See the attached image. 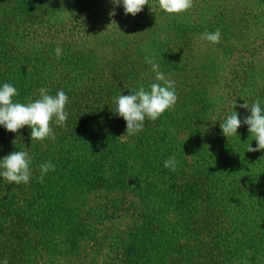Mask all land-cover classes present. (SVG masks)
Returning <instances> with one entry per match:
<instances>
[{
    "label": "trees",
    "instance_id": "obj_1",
    "mask_svg": "<svg viewBox=\"0 0 264 264\" xmlns=\"http://www.w3.org/2000/svg\"><path fill=\"white\" fill-rule=\"evenodd\" d=\"M150 3L133 16L110 0H0V82L21 102L41 86L68 96L54 139L0 127V156H33L28 184L0 178L9 264H264V149L247 150L243 123L229 138L220 128L249 114L244 99L264 103V0H192L179 14ZM217 28V43L200 39ZM145 56L177 100L128 136L110 105L155 82Z\"/></svg>",
    "mask_w": 264,
    "mask_h": 264
},
{
    "label": "clouds",
    "instance_id": "obj_2",
    "mask_svg": "<svg viewBox=\"0 0 264 264\" xmlns=\"http://www.w3.org/2000/svg\"><path fill=\"white\" fill-rule=\"evenodd\" d=\"M110 2L117 6L122 5L124 13H130L133 16L139 13L145 4L152 9L150 0H110ZM157 6L169 14H179L192 6V0H157ZM111 11L115 12V8ZM220 35L219 28L214 31L205 30L200 34V39L215 44L219 41ZM54 51L57 58L62 55V49L59 46ZM144 61L154 73L155 82L150 83L147 88L143 84L135 89L128 88L131 89L129 94L121 93L113 97L110 105L114 115L126 121L124 134L128 136H134L141 131L146 119L157 120L166 110L174 107L177 100L175 81L160 70V65L154 57L145 56ZM38 93L37 98H29L27 102H21L19 99H14L19 97V90L14 84L7 81L0 82V127L15 133L27 125L30 129L31 141L54 139L55 133L50 122L60 127L65 126L68 117L65 108L68 96L63 89H57L55 95H52L50 89L44 86L38 89ZM236 103L237 101H234V105ZM240 107L249 114L241 119L240 114L233 110L221 120L222 133L229 138L238 133L237 129L243 123L247 125L248 131L256 140L255 147L250 144L247 150L264 149V103L258 99H253L249 103L247 99H244ZM32 159L33 156L26 150H15L0 156V178L7 183L28 184L32 175L30 167ZM163 165L175 170L177 161L170 156L163 161ZM39 169L40 174L37 179L43 181L45 174L55 169V164L47 160L39 165ZM0 264H9L8 258L0 257ZM244 264L247 262L245 261Z\"/></svg>",
    "mask_w": 264,
    "mask_h": 264
}]
</instances>
